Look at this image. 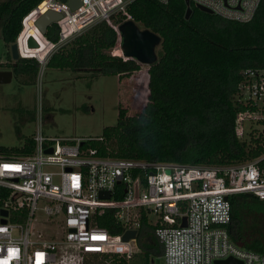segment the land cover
I'll list each match as a JSON object with an SVG mask.
<instances>
[{"label":"built area","instance_id":"1","mask_svg":"<svg viewBox=\"0 0 264 264\" xmlns=\"http://www.w3.org/2000/svg\"><path fill=\"white\" fill-rule=\"evenodd\" d=\"M132 1L82 0L73 11L69 0H44L30 15L60 12V40L49 45L45 61L30 58L47 65L60 46L92 25L112 24L117 14L129 17ZM159 1L168 5L171 0ZM188 1L241 24L255 19L262 2ZM44 4L45 11L40 9ZM238 89L243 109L237 115L236 136L262 151L239 165L103 158L94 149H84L81 139L46 137L39 126L31 155H0V264H88L115 255L131 259L140 250L144 215L163 246L162 264H226L229 259L264 264V252L237 246L228 231L233 196L250 194L264 202V69H245ZM103 192L111 197L101 198ZM119 193L123 199H115ZM107 210L114 211L121 234L99 226L98 215ZM128 231H136L137 237L125 242Z\"/></svg>","mask_w":264,"mask_h":264},{"label":"trees","instance_id":"2","mask_svg":"<svg viewBox=\"0 0 264 264\" xmlns=\"http://www.w3.org/2000/svg\"><path fill=\"white\" fill-rule=\"evenodd\" d=\"M43 1L0 3V28L6 46L11 48L18 40L22 46L35 37L40 48L31 50L30 56L40 60L46 56L45 39L55 44L60 40L57 24L51 25L44 37L35 26L40 12L30 15ZM191 7L193 14L187 20L185 0H171L168 5L159 0H134L127 6L129 17L113 16L115 26L133 20L162 38L158 61L148 66L149 70H141L134 59L112 54L118 44L122 46V37L106 21L92 25L50 57L46 68L87 71L93 76H122L118 124L106 128L101 137L84 141V149H94L103 158L197 166L239 165L262 153L260 149H251L247 141L239 140L235 126L243 109L237 100L242 72L264 69V0L255 19L246 24ZM40 9L45 11L46 5ZM11 62L0 67L6 65V70H12L16 76L35 79L42 68L36 58ZM131 79L140 81L143 89L141 86L139 91L149 98L147 105L140 102L142 97L132 101L123 98L124 81ZM141 95L137 91L133 97ZM34 149L33 137L21 148L0 147V155L28 156ZM123 198L122 193L115 196ZM231 203L228 231L232 241L246 250L264 252V202L253 195L240 194L233 196ZM113 215V210L98 215V224L118 235L123 230ZM154 229L144 215L137 239L139 252L131 259L115 255L107 260L95 258L88 264H153L164 252Z\"/></svg>","mask_w":264,"mask_h":264},{"label":"rangeland","instance_id":"3","mask_svg":"<svg viewBox=\"0 0 264 264\" xmlns=\"http://www.w3.org/2000/svg\"><path fill=\"white\" fill-rule=\"evenodd\" d=\"M4 1L9 0H0V3ZM138 25L145 29L143 25ZM50 44L45 39L46 56L42 61L48 56ZM20 50L23 58L34 57L30 56V51L35 49H30L27 42L20 46ZM156 51L159 55L160 46ZM112 54L124 56L120 44ZM10 56L11 48L2 40L0 28V64L10 63V60L15 62ZM140 67L145 70L148 66L140 64ZM6 69V65L0 67V72L12 71ZM121 77L46 68L45 64L35 79L14 75L11 83L0 84V147H23L28 139L36 135L39 126L43 135L50 138L81 139L84 142L101 137L106 128L118 124ZM141 86L139 80H125L123 98L128 97L132 101L142 97L140 102L147 105L149 98H145V92L139 91ZM137 91L142 95L133 97ZM128 104L131 105L130 102ZM162 262V258L153 260V264ZM107 264L113 263L109 261Z\"/></svg>","mask_w":264,"mask_h":264},{"label":"water","instance_id":"4","mask_svg":"<svg viewBox=\"0 0 264 264\" xmlns=\"http://www.w3.org/2000/svg\"><path fill=\"white\" fill-rule=\"evenodd\" d=\"M82 0H69L68 6L71 10L75 11L82 6ZM188 6L186 12V19L189 20L193 14V9L190 5V2L186 0ZM202 12L212 14L213 12L203 6H197ZM63 18V15L55 10H48L41 14L38 19L35 21V26L41 34L45 37L49 27L53 24H56ZM119 31L122 37V52L124 57L134 59L138 63L146 66H152L158 61L157 47L161 46L162 38L149 29H141L139 25L133 21L128 20L124 22L120 27ZM28 47L30 49H37L40 47L39 42L35 37H30L28 39ZM11 54L14 61H18L20 58H23L20 51L19 40L11 45ZM14 77L13 71H1L0 72V84H8L12 82ZM52 153V150L48 151ZM101 198L109 199L111 195L109 193H101ZM7 215V213H5ZM186 226V223L183 225ZM137 237L136 231H128L123 240L129 242L131 239ZM221 261H218L216 264H221ZM226 264H237L234 260L229 259L224 261Z\"/></svg>","mask_w":264,"mask_h":264},{"label":"bare ground","instance_id":"5","mask_svg":"<svg viewBox=\"0 0 264 264\" xmlns=\"http://www.w3.org/2000/svg\"><path fill=\"white\" fill-rule=\"evenodd\" d=\"M20 39V38H19ZM40 48V47H39ZM39 48H37V49H39ZM21 51V50H20Z\"/></svg>","mask_w":264,"mask_h":264},{"label":"crops","instance_id":"6","mask_svg":"<svg viewBox=\"0 0 264 264\" xmlns=\"http://www.w3.org/2000/svg\"><path fill=\"white\" fill-rule=\"evenodd\" d=\"M1 36H2V34H1ZM3 40V39H2Z\"/></svg>","mask_w":264,"mask_h":264}]
</instances>
